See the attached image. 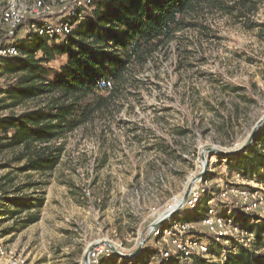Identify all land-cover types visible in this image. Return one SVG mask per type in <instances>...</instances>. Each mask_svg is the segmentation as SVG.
Masks as SVG:
<instances>
[{"label":"rangeland","instance_id":"1","mask_svg":"<svg viewBox=\"0 0 264 264\" xmlns=\"http://www.w3.org/2000/svg\"><path fill=\"white\" fill-rule=\"evenodd\" d=\"M6 1L0 0V6ZM20 1L25 5L34 0ZM44 1L60 11L54 0ZM250 1L256 6L252 11L250 3L241 8L237 0H223L237 2L241 9L233 15L212 2L198 4L185 17L190 24L137 69L120 99L52 143L62 145L53 169L21 172L18 148L1 153L0 244L23 264H83L86 249L94 244L111 242L127 253L143 239L149 251H157L148 264L223 262L238 251L242 245L237 239L227 238L206 256L170 260L159 252L171 249L162 238L170 221L196 216L204 207L207 212L208 198H216L219 188L230 181L243 184L217 154L205 153L207 171L193 183L176 215L153 231L151 225L177 204L189 181L203 170V149L239 147L264 115V0ZM239 11L244 15L239 17ZM7 67L0 72V97L17 76ZM238 87L237 96L232 88ZM33 105L26 101L0 110V117ZM229 118L232 127L226 133L223 123ZM180 126L190 129L187 137L176 134ZM164 144L180 157L169 158L161 150ZM192 191L200 197L191 206ZM203 198L208 201L200 202ZM216 200L217 214L234 217L238 227L256 230L262 223L241 215L233 203ZM193 235L209 239L199 224L184 233ZM111 253L103 252L97 263Z\"/></svg>","mask_w":264,"mask_h":264},{"label":"trees","instance_id":"2","mask_svg":"<svg viewBox=\"0 0 264 264\" xmlns=\"http://www.w3.org/2000/svg\"><path fill=\"white\" fill-rule=\"evenodd\" d=\"M202 1L221 6L231 15L249 3L252 5L249 10L256 8L250 0H237L241 8L235 5L237 2L225 4L223 0H93L86 14L75 20L67 38L50 43L32 33L27 42L19 41L21 57L7 67L17 76L15 82L2 90L0 110L13 109L26 101H33L34 107L0 117V154L18 148L15 157L22 163L21 172L53 169L62 145L52 143L89 123L96 113L120 99L123 90L133 84L137 69L170 42L177 31L190 24L186 15ZM238 15L244 14L239 11ZM31 20L25 18L20 28L25 29ZM234 111L238 113L237 106ZM229 119L223 123L226 133L232 127ZM189 132L184 126L176 128V134L181 137H187ZM161 150L169 158L180 157L171 145L164 144ZM219 159L227 162L229 172L264 182V126L244 152ZM206 209L183 218L197 221L203 218ZM258 218L262 220L259 228H245L254 235L250 247L239 246L223 262L207 264H264V217ZM149 250L145 243L135 258L125 259L111 253L109 257L101 256L97 264H148L157 253ZM159 264L167 262L163 260Z\"/></svg>","mask_w":264,"mask_h":264},{"label":"built area","instance_id":"3","mask_svg":"<svg viewBox=\"0 0 264 264\" xmlns=\"http://www.w3.org/2000/svg\"><path fill=\"white\" fill-rule=\"evenodd\" d=\"M54 1L59 12H56L54 7L44 0H34L25 5L20 0H7L4 6H0V72L17 57H21V50L17 44L19 41L27 42L32 33L50 43L67 38L71 34L75 20L81 19L86 14L88 5L92 2V0ZM27 17L32 20L25 29L20 28L22 21ZM233 178L244 185L230 181L224 188H219L216 198L215 196L209 198L211 205L208 206L203 218L196 222L176 219L163 227V241L166 243L169 241L171 244V249L159 250L163 257L186 259L193 256H206L209 254L210 246L227 238L237 239L242 246H251L254 239L253 233L238 227L231 216H219L214 209V202L218 199L233 203L232 205L238 208L241 215L264 217V182H255L236 172ZM251 183L258 187L247 186L252 185ZM199 193V191L191 192V206L199 200ZM197 224L202 226L205 233L209 235L208 240L204 241L194 235L184 236V233L193 230ZM160 231L159 229L156 233ZM103 252L107 253L108 249L103 246L95 247L91 252L92 262L97 263ZM23 262L14 251H9L0 244V264H23Z\"/></svg>","mask_w":264,"mask_h":264},{"label":"water","instance_id":"4","mask_svg":"<svg viewBox=\"0 0 264 264\" xmlns=\"http://www.w3.org/2000/svg\"><path fill=\"white\" fill-rule=\"evenodd\" d=\"M262 126H264V115L258 121H256L255 125L253 126V128L249 132L248 137L237 148L223 149L222 150V149H218V148L207 147L206 149H203L202 150V154H201L203 170L189 181V183L187 184L188 186H187L184 194L182 195L180 200L177 202V204H175V206L173 208H171L169 211L164 212L161 216H159V219H157L155 222L152 223L151 231H153L154 229H156L159 226H161V224L164 221H166L168 219H172L176 215L178 210L184 205V203L186 202L185 200L187 199V197H188V195H189V193L191 191V187L193 186V183L197 179H199L207 171L205 153L208 152L209 156H211L213 154H217L221 158H223V157H230V158L231 157H236L240 153L244 152L245 149L254 141V139L256 138L257 132L260 130V128ZM143 242H144V239L140 241L138 247H136L133 251L127 252V253H124V252L120 251L117 248V246H115L111 242L110 243L102 242V243L94 244L93 246L88 247L86 249V251L84 253L85 255H84V258H83V264H91L90 263V255H91L90 253L92 252L94 247L97 246V245H103L108 250L112 251V253H115L117 256L127 259V258H135L140 253L139 251L141 249V246L143 245Z\"/></svg>","mask_w":264,"mask_h":264},{"label":"crops","instance_id":"5","mask_svg":"<svg viewBox=\"0 0 264 264\" xmlns=\"http://www.w3.org/2000/svg\"><path fill=\"white\" fill-rule=\"evenodd\" d=\"M222 162L224 163V162H226V161H225V160H223ZM225 167H226V165H225ZM226 208H227V207H226Z\"/></svg>","mask_w":264,"mask_h":264},{"label":"bare ground","instance_id":"6","mask_svg":"<svg viewBox=\"0 0 264 264\" xmlns=\"http://www.w3.org/2000/svg\"><path fill=\"white\" fill-rule=\"evenodd\" d=\"M91 259V258H90Z\"/></svg>","mask_w":264,"mask_h":264}]
</instances>
